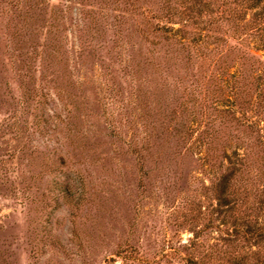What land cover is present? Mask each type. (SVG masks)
Returning <instances> with one entry per match:
<instances>
[{
	"label": "rangeland",
	"instance_id": "rangeland-1",
	"mask_svg": "<svg viewBox=\"0 0 264 264\" xmlns=\"http://www.w3.org/2000/svg\"><path fill=\"white\" fill-rule=\"evenodd\" d=\"M248 223L264 0H0V264H264Z\"/></svg>",
	"mask_w": 264,
	"mask_h": 264
},
{
	"label": "trees",
	"instance_id": "trees-1",
	"mask_svg": "<svg viewBox=\"0 0 264 264\" xmlns=\"http://www.w3.org/2000/svg\"><path fill=\"white\" fill-rule=\"evenodd\" d=\"M258 1V0H257ZM226 180H227V176L226 175H222L219 178V197L222 199L223 204L226 203L227 201L224 199V188L226 186ZM226 201V202H225ZM243 234H245L247 236V238L249 239H255L256 241H262L264 240V223H260V224H251L248 223V225L246 226V228L242 229Z\"/></svg>",
	"mask_w": 264,
	"mask_h": 264
}]
</instances>
